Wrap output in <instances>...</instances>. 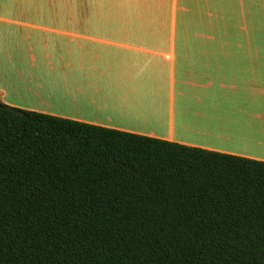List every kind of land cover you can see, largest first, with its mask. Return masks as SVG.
Segmentation results:
<instances>
[{
  "label": "crops",
  "instance_id": "obj_1",
  "mask_svg": "<svg viewBox=\"0 0 264 264\" xmlns=\"http://www.w3.org/2000/svg\"><path fill=\"white\" fill-rule=\"evenodd\" d=\"M0 0V101L264 161V0Z\"/></svg>",
  "mask_w": 264,
  "mask_h": 264
},
{
  "label": "trees",
  "instance_id": "obj_2",
  "mask_svg": "<svg viewBox=\"0 0 264 264\" xmlns=\"http://www.w3.org/2000/svg\"><path fill=\"white\" fill-rule=\"evenodd\" d=\"M0 264H264V161L3 103Z\"/></svg>",
  "mask_w": 264,
  "mask_h": 264
},
{
  "label": "water",
  "instance_id": "obj_3",
  "mask_svg": "<svg viewBox=\"0 0 264 264\" xmlns=\"http://www.w3.org/2000/svg\"><path fill=\"white\" fill-rule=\"evenodd\" d=\"M0 106H3V103L0 101Z\"/></svg>",
  "mask_w": 264,
  "mask_h": 264
}]
</instances>
